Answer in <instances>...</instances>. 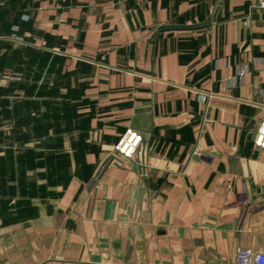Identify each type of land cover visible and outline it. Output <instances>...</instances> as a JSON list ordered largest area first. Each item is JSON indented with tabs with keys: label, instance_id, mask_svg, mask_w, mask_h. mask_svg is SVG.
<instances>
[{
	"label": "crops",
	"instance_id": "obj_1",
	"mask_svg": "<svg viewBox=\"0 0 264 264\" xmlns=\"http://www.w3.org/2000/svg\"><path fill=\"white\" fill-rule=\"evenodd\" d=\"M255 5L29 1L26 39L55 61L66 97L45 113L60 128L36 131L48 158L25 147L32 157L7 182L0 264H235L238 248L264 251ZM129 126L143 135L134 158L113 149Z\"/></svg>",
	"mask_w": 264,
	"mask_h": 264
},
{
	"label": "rangeland",
	"instance_id": "obj_2",
	"mask_svg": "<svg viewBox=\"0 0 264 264\" xmlns=\"http://www.w3.org/2000/svg\"><path fill=\"white\" fill-rule=\"evenodd\" d=\"M29 1L0 0V221L9 220L13 214L12 185L7 182L13 172L22 169L21 161L27 162L32 157L25 153L26 148H40L42 151L38 152V149L37 155H42L43 160L48 158L49 153L44 150L48 146L44 135L39 137L38 142L35 136L44 132L45 123L51 126L47 129L50 133L60 128L61 122L55 118L54 112L53 120L48 122L45 121V113L49 102H53V107L59 106L61 96L66 94L59 86L61 79L55 61L50 63L48 54L26 39L30 20ZM51 68L55 69L49 73ZM34 98L46 101L47 105L42 102L30 104ZM33 110L34 113H41L40 121L30 118ZM66 125L71 131L77 127L71 120L65 121ZM63 152H67L65 148ZM68 158V153L62 154L61 159Z\"/></svg>",
	"mask_w": 264,
	"mask_h": 264
},
{
	"label": "built area",
	"instance_id": "obj_3",
	"mask_svg": "<svg viewBox=\"0 0 264 264\" xmlns=\"http://www.w3.org/2000/svg\"><path fill=\"white\" fill-rule=\"evenodd\" d=\"M255 6L264 10V0H255ZM254 143L264 148V119L256 129ZM143 143V135L134 126L126 128L125 132L115 145V152L125 158H134ZM235 264H264V251H253L248 248H238L235 255Z\"/></svg>",
	"mask_w": 264,
	"mask_h": 264
}]
</instances>
